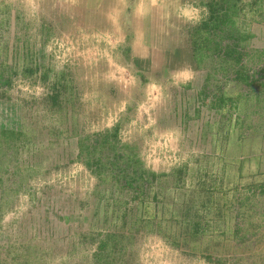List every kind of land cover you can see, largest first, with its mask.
<instances>
[{
	"label": "rangeland",
	"instance_id": "374dc122",
	"mask_svg": "<svg viewBox=\"0 0 264 264\" xmlns=\"http://www.w3.org/2000/svg\"><path fill=\"white\" fill-rule=\"evenodd\" d=\"M264 0H0V264H264Z\"/></svg>",
	"mask_w": 264,
	"mask_h": 264
},
{
	"label": "crops",
	"instance_id": "0c3cea01",
	"mask_svg": "<svg viewBox=\"0 0 264 264\" xmlns=\"http://www.w3.org/2000/svg\"><path fill=\"white\" fill-rule=\"evenodd\" d=\"M257 150L260 155L259 157L260 160L258 163L260 164L259 172L264 173V144H262Z\"/></svg>",
	"mask_w": 264,
	"mask_h": 264
}]
</instances>
